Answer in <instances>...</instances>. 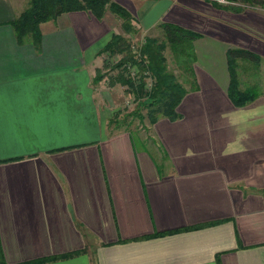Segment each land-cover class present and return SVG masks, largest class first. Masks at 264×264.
Here are the masks:
<instances>
[{
  "label": "crops",
  "instance_id": "crops-1",
  "mask_svg": "<svg viewBox=\"0 0 264 264\" xmlns=\"http://www.w3.org/2000/svg\"><path fill=\"white\" fill-rule=\"evenodd\" d=\"M29 1L0 0L6 262L264 264V7L115 0L137 18V33L162 21L202 33L199 88L186 84L179 117L151 123L148 141L111 129L112 112L131 92L103 72L109 56L100 51L114 32L125 33L122 18L109 9L102 19L67 11L41 22L36 46L31 35L21 42L11 23ZM230 46L262 57L239 59L240 86L258 92L243 106L228 93Z\"/></svg>",
  "mask_w": 264,
  "mask_h": 264
},
{
  "label": "trees",
  "instance_id": "trees-1",
  "mask_svg": "<svg viewBox=\"0 0 264 264\" xmlns=\"http://www.w3.org/2000/svg\"><path fill=\"white\" fill-rule=\"evenodd\" d=\"M228 1L241 3L223 5L235 10H242L250 5L264 7V0ZM108 9L122 18L125 32H114L100 51L107 52L108 56L120 55L114 65L119 71L111 82L120 81L127 91L135 95L138 104L147 109L150 123H154L161 116L178 118V105L188 91L186 84H190L191 89L199 88L194 63L197 59L195 40L202 36L201 32L172 21H162L157 27L162 30L164 38L146 35L139 43V50L134 52L131 35L139 31L138 20L126 6L115 0H30L27 7L11 23L21 42L31 35L35 45L39 46L42 40L41 22L56 19L60 14L71 10L91 11L102 19ZM168 48L177 67L184 73V81L169 67L166 54ZM227 52L231 75L228 93L236 105L243 106L255 100L258 92L240 86L239 59H255L259 63L262 57L249 49L236 46L228 47ZM129 63L137 65L138 71L135 75L131 73ZM104 75L105 73H98L95 80H101ZM77 252L47 257L41 261L67 257ZM0 264H8L1 245Z\"/></svg>",
  "mask_w": 264,
  "mask_h": 264
},
{
  "label": "rangeland",
  "instance_id": "rangeland-1",
  "mask_svg": "<svg viewBox=\"0 0 264 264\" xmlns=\"http://www.w3.org/2000/svg\"><path fill=\"white\" fill-rule=\"evenodd\" d=\"M146 35L158 36L161 39L164 38L162 30L158 27H155L154 29L150 30L147 34H141L140 32L135 34V36H133L132 38V41L140 43V41H142ZM166 54L169 60V67L172 70H175L179 78L184 81V73L177 67L173 59L171 50L169 48L166 50ZM119 59L120 56H109L108 62H106L104 68H102L104 69L103 72L108 74V76H112L115 73H118L119 68H115L114 65ZM99 72H101V70H99ZM148 81H150V78H148ZM124 87L126 88L125 85ZM119 106H121L119 110L115 109L112 112V119L110 121L112 122L111 129H115L119 126H122L124 128L132 130L136 137L137 135H140L141 137L146 138L149 141L151 136V123L147 115V109L138 104L137 99H135V95L133 93H127L126 99H124L123 104Z\"/></svg>",
  "mask_w": 264,
  "mask_h": 264
},
{
  "label": "built area",
  "instance_id": "built-area-1",
  "mask_svg": "<svg viewBox=\"0 0 264 264\" xmlns=\"http://www.w3.org/2000/svg\"><path fill=\"white\" fill-rule=\"evenodd\" d=\"M138 48H139V43L133 42V44H132V49H133V51H134V52H137V50H139ZM128 66H129V68H130V70H131V73H132L133 75H135V73L138 71V67H137V65H136V64L129 63Z\"/></svg>",
  "mask_w": 264,
  "mask_h": 264
}]
</instances>
